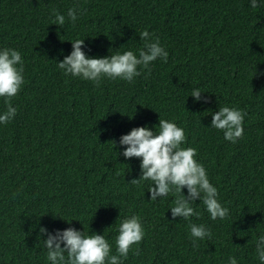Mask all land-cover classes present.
<instances>
[{
  "label": "trees",
  "instance_id": "1",
  "mask_svg": "<svg viewBox=\"0 0 264 264\" xmlns=\"http://www.w3.org/2000/svg\"><path fill=\"white\" fill-rule=\"evenodd\" d=\"M55 12L65 16L64 25L53 24ZM144 30L151 42L159 39L168 60L138 67L141 75L131 83L102 77L97 85L58 67L78 39L88 58L138 56ZM5 48L20 52L25 82L11 100L16 116L0 123V264H52L41 228L104 235L110 254L118 255L119 225L131 216L140 217L145 235L122 264H229L232 257L261 264L255 242L264 235V6L0 0ZM194 89L201 102L191 97ZM225 106L247 114L235 143L211 127L213 113ZM160 118L184 130L181 147L196 149L194 159L229 211L226 219L213 221L200 200L190 205L198 216L173 219L175 192L151 201V180L131 184L142 175V158L119 155L120 138L140 127L158 133ZM190 224L205 226L211 238L194 247Z\"/></svg>",
  "mask_w": 264,
  "mask_h": 264
},
{
  "label": "clouds",
  "instance_id": "2",
  "mask_svg": "<svg viewBox=\"0 0 264 264\" xmlns=\"http://www.w3.org/2000/svg\"><path fill=\"white\" fill-rule=\"evenodd\" d=\"M250 6L253 9L264 6V0H250ZM54 14L53 24L64 25L65 16L58 12ZM68 18L73 23L77 20L75 8L68 10ZM139 36L145 42V46L139 51L138 56L133 51H126L106 58H88L82 51L85 40L78 39L72 42L73 51L65 56L63 62L58 63V67L65 75L91 80L97 85L102 77L119 78L131 83L135 77L141 75L138 67L147 69L158 58L165 62L168 60V53L161 47L158 38L151 42L147 30L139 33ZM23 71L20 52L9 48L0 51V97H5V103L8 105L7 111L0 115V123H8L17 114L11 100L18 95L25 82ZM191 97L197 102L202 101L199 89H194ZM246 115L236 108L220 107L219 111L212 115L211 127L222 130L224 139L235 143L243 136V121ZM158 128V133L147 127L134 128L120 138L119 143L125 150L119 155L122 154L129 160L133 157L142 158V175L140 179H133L131 184L151 180L154 185L149 189L151 201L160 200L167 197L170 192H175V206L170 209L173 219L187 220L194 215L198 216L199 214L190 206L197 200L206 206L213 221L217 218L226 219L229 211L218 202V190L210 183L204 166L194 159L197 156L196 149L181 147L185 142L184 130L175 123L161 118ZM185 188L187 196L183 194ZM189 226L191 236L194 238V247L195 240L211 238L212 234L205 226L196 224ZM40 232L42 236L47 235L44 244L47 248V259L52 264H122L121 257L127 258L132 246L138 245L145 235L139 216L123 220L119 225V235L116 237L118 255H111V246L104 235H86L85 231L80 232L72 227L63 231L57 230L55 234L48 232L46 228H41ZM255 243L258 258L261 264H264V235ZM135 254L139 255L138 248ZM229 264H237V260L232 257Z\"/></svg>",
  "mask_w": 264,
  "mask_h": 264
}]
</instances>
